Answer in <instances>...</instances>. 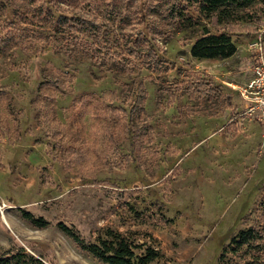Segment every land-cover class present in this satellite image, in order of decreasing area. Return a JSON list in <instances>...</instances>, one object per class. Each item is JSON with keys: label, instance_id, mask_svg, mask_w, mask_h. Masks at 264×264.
Returning <instances> with one entry per match:
<instances>
[{"label": "rangeland", "instance_id": "rangeland-1", "mask_svg": "<svg viewBox=\"0 0 264 264\" xmlns=\"http://www.w3.org/2000/svg\"><path fill=\"white\" fill-rule=\"evenodd\" d=\"M160 1L0 0V40L14 37L0 50V255L23 248L46 264H103L59 228L63 223L87 243L115 231L137 253L153 246L160 256L151 264L239 261L220 256L240 230L258 223L264 202V119L245 113L238 91L252 77V44L259 35L264 40V14L248 21V10L264 13V0L233 9L227 24L213 15L182 30L165 6L151 14ZM142 3L151 14L148 37L164 60L152 73L136 66L126 74L116 60L109 71L68 54L51 22L35 16L47 7L102 22L99 11L109 4L130 10ZM108 25L116 33L143 29L136 21ZM204 27L230 33L237 52L194 58L191 45ZM138 82L148 98L131 129L146 134L127 135L123 120L114 118L119 151L99 146L92 153L91 119L78 115L73 102L114 91L112 106L129 107Z\"/></svg>", "mask_w": 264, "mask_h": 264}, {"label": "trees", "instance_id": "trees-1", "mask_svg": "<svg viewBox=\"0 0 264 264\" xmlns=\"http://www.w3.org/2000/svg\"><path fill=\"white\" fill-rule=\"evenodd\" d=\"M256 0H161L158 7H153L151 14L161 15L162 6L166 7L168 17H172L178 30L184 29L187 25L198 22L197 19H208L213 15L218 17L220 23L227 24V19L231 16L233 9L248 10ZM183 4H185L183 6ZM193 7L196 15L189 11ZM99 8V7H98ZM97 8V9H98ZM129 10L125 5L109 4L105 9H101L100 14L105 21L96 22L94 19H87L80 16H67L61 13L60 9H39L38 14L45 20H49L61 39L64 41L62 48L68 54H81L101 67H108L112 71V66L120 62L124 73L131 74L137 68L146 69L150 73L161 71V63L164 61L160 52L151 42L148 34L151 30L150 23H147L151 14L146 9L145 3L134 5ZM132 11V12H131ZM248 10V21L263 20V14L258 10ZM164 17V18H166ZM196 17V18H195ZM108 21L117 23L120 27L133 24L136 21L143 25V29L137 32L127 33L125 31H114L108 25ZM262 42L264 45L263 36ZM14 42V37L6 35L0 40V50ZM237 52V46L232 39V35L227 31L213 33L204 27L200 36L196 37L191 45L190 53L196 59H228ZM116 60V61H115ZM112 65V66H111ZM111 66V67H110ZM111 68V69H110ZM168 71V70H166ZM67 74V73H66ZM75 77H72V85ZM59 85L58 79L55 80ZM63 83L66 81L63 79ZM68 83V82H67ZM68 85L70 86V84ZM46 84V83H42ZM64 88V87H63ZM60 90V87L56 88ZM70 89H61L68 92ZM133 100L129 107L112 106L114 91H103L101 93H88L77 98L72 108L77 110L81 117H89L90 138L93 142V151L103 146L105 149L119 151L116 135L114 133L116 123L114 118L123 120L127 129V135L142 137L146 133H134L135 128L132 121L140 119L145 109L148 98V91L143 82H138L133 86ZM63 93V92H62ZM66 94V93H65ZM173 95V94H172ZM169 95L168 106H172L174 97ZM111 98V99H109ZM228 106H232V98L223 99ZM158 104H162L158 101ZM104 121V122H103ZM137 131V130H136ZM140 140V139H139ZM138 140V142H139ZM99 155V154H98ZM25 219L38 227H45L46 222L42 219H35L31 213H24ZM263 218V219H262ZM59 228L84 251L90 253L103 264H151L160 256L159 251L153 246H147L142 253H137L138 248L124 234L115 231H108L107 238H98L96 242H85L72 228L61 223ZM227 254H232L239 261L236 264H264V202L258 223L240 230L231 240V243L224 248L220 256L222 262ZM0 264H46L42 259L25 253L23 248L17 251H9L0 255Z\"/></svg>", "mask_w": 264, "mask_h": 264}, {"label": "built area", "instance_id": "built-area-1", "mask_svg": "<svg viewBox=\"0 0 264 264\" xmlns=\"http://www.w3.org/2000/svg\"><path fill=\"white\" fill-rule=\"evenodd\" d=\"M252 48L256 56L252 77L238 91L245 113L249 116L261 115L264 119V45L261 35L254 41Z\"/></svg>", "mask_w": 264, "mask_h": 264}]
</instances>
